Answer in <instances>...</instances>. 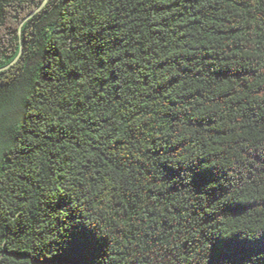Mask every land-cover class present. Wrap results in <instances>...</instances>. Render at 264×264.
<instances>
[{
    "label": "trees",
    "instance_id": "trees-1",
    "mask_svg": "<svg viewBox=\"0 0 264 264\" xmlns=\"http://www.w3.org/2000/svg\"><path fill=\"white\" fill-rule=\"evenodd\" d=\"M43 2L0 0V264H264V0Z\"/></svg>",
    "mask_w": 264,
    "mask_h": 264
},
{
    "label": "water",
    "instance_id": "water-1",
    "mask_svg": "<svg viewBox=\"0 0 264 264\" xmlns=\"http://www.w3.org/2000/svg\"><path fill=\"white\" fill-rule=\"evenodd\" d=\"M47 1L48 0H44V2L42 3V5L38 8V9H36L35 11H33L30 15H28L23 21H22V24L26 21V20H28L29 18H31V17H33L38 11H40L44 6H45V4L47 3ZM22 51V50H21ZM21 51H20V53H21ZM19 56V55H18ZM18 58V57H17Z\"/></svg>",
    "mask_w": 264,
    "mask_h": 264
}]
</instances>
